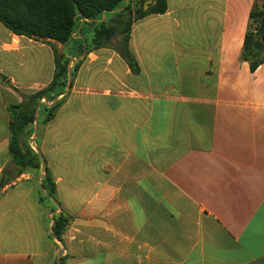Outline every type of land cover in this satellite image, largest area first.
Wrapping results in <instances>:
<instances>
[{
	"label": "crops",
	"instance_id": "0c3cea01",
	"mask_svg": "<svg viewBox=\"0 0 264 264\" xmlns=\"http://www.w3.org/2000/svg\"><path fill=\"white\" fill-rule=\"evenodd\" d=\"M254 3L167 0L132 23V66L118 12L79 63L80 33L57 43L74 77L34 134L39 173L12 162L8 107L51 83L55 52L0 21V264H264V63L241 60ZM47 172L58 204L40 201Z\"/></svg>",
	"mask_w": 264,
	"mask_h": 264
},
{
	"label": "trees",
	"instance_id": "16d2710c",
	"mask_svg": "<svg viewBox=\"0 0 264 264\" xmlns=\"http://www.w3.org/2000/svg\"><path fill=\"white\" fill-rule=\"evenodd\" d=\"M151 1L144 11L142 4ZM255 3L250 12V24L245 34L241 60L249 64L251 72H255L264 63V36H261L260 25L264 20V0ZM167 10V0H0V21L11 32L26 36L35 41L50 45L55 52V71L51 83L43 89L23 95L22 102L8 107L10 115L9 151L12 162L19 171L39 173L43 161L40 158V143L34 134L36 122L38 127L50 123L56 116L63 100H59L68 88L69 73L72 88L74 68L69 55H59L56 44L68 45L77 34H81L77 54L85 57L90 52L104 48L116 36L117 25L109 24L107 17L118 12V18L125 27L121 32L124 58L132 66L131 54L128 50L130 27L139 18L162 14ZM87 36V37H86ZM261 41L263 47L257 50L256 42ZM35 144L36 150L32 146ZM40 201H54L56 186L47 173L41 176ZM57 207L54 206L53 211ZM52 237L61 241L69 221L64 213L54 215ZM61 264V263H59Z\"/></svg>",
	"mask_w": 264,
	"mask_h": 264
},
{
	"label": "water",
	"instance_id": "95a60500",
	"mask_svg": "<svg viewBox=\"0 0 264 264\" xmlns=\"http://www.w3.org/2000/svg\"><path fill=\"white\" fill-rule=\"evenodd\" d=\"M149 3H151V1H149ZM259 33L261 36H264V20H262V22H261ZM255 47L257 50H260L263 47V43L261 41H258V42H256ZM70 81H71V74L69 73L68 88H67L66 92L69 90ZM37 127H38V124L36 122V131H37Z\"/></svg>",
	"mask_w": 264,
	"mask_h": 264
},
{
	"label": "rangeland",
	"instance_id": "374dc122",
	"mask_svg": "<svg viewBox=\"0 0 264 264\" xmlns=\"http://www.w3.org/2000/svg\"><path fill=\"white\" fill-rule=\"evenodd\" d=\"M258 4L261 5V4H262V1L259 0V1H258ZM72 65H74V62H71V66H72ZM32 146H33V147L35 148V150H36V147H35V144H34V143H32Z\"/></svg>",
	"mask_w": 264,
	"mask_h": 264
}]
</instances>
